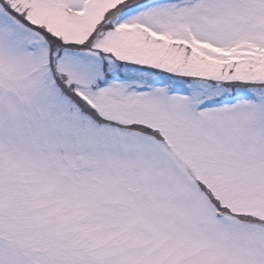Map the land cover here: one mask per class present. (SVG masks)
I'll use <instances>...</instances> for the list:
<instances>
[{
    "label": "snow or ice",
    "instance_id": "6c2138e0",
    "mask_svg": "<svg viewBox=\"0 0 264 264\" xmlns=\"http://www.w3.org/2000/svg\"><path fill=\"white\" fill-rule=\"evenodd\" d=\"M0 264H264V0H0Z\"/></svg>",
    "mask_w": 264,
    "mask_h": 264
}]
</instances>
